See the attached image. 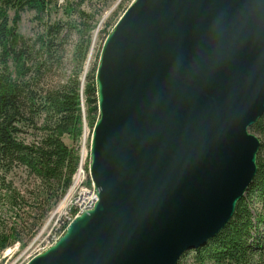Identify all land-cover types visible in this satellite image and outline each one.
<instances>
[{
    "label": "water",
    "instance_id": "water-1",
    "mask_svg": "<svg viewBox=\"0 0 264 264\" xmlns=\"http://www.w3.org/2000/svg\"><path fill=\"white\" fill-rule=\"evenodd\" d=\"M95 81L97 200L26 264H177L257 176L264 0H133Z\"/></svg>",
    "mask_w": 264,
    "mask_h": 264
},
{
    "label": "trees",
    "instance_id": "trees-1",
    "mask_svg": "<svg viewBox=\"0 0 264 264\" xmlns=\"http://www.w3.org/2000/svg\"><path fill=\"white\" fill-rule=\"evenodd\" d=\"M56 6L57 0H0V253L23 241L27 227L32 236L67 190L78 154L63 138L81 135V98L89 127L98 119L96 67L87 73L81 92L76 78L51 89L39 86L43 65L36 53L41 50V58L49 57L53 40L48 35H58L61 25L46 28L37 50L17 29L23 11L41 17ZM77 15L84 17L85 12L78 9ZM249 130L264 135V114ZM257 167L254 182L226 226L177 264H249L264 253V141ZM14 170L26 172L38 185L18 187L11 178ZM35 189L38 193L32 195Z\"/></svg>",
    "mask_w": 264,
    "mask_h": 264
},
{
    "label": "rangeland",
    "instance_id": "rangeland-1",
    "mask_svg": "<svg viewBox=\"0 0 264 264\" xmlns=\"http://www.w3.org/2000/svg\"><path fill=\"white\" fill-rule=\"evenodd\" d=\"M79 1L57 0L56 9L52 10L50 15L36 17L33 11H23L20 15L17 29L29 44L35 43V50L39 47L38 38L45 36L46 28L49 25L53 23L61 25L58 35H48L53 40L49 57L41 58V50L36 53L38 61L43 65L39 86L44 90L62 86L76 78L81 92L87 73L93 68H97L106 35L113 29L133 0H83L77 5ZM78 9L85 12L84 17L77 15ZM85 109L84 101L81 98L83 124L80 137L77 140H72L65 136L63 140L68 146L77 150L78 161L84 149L87 151L85 163L88 169L92 128L87 123ZM252 133L260 141H264V135ZM83 142L84 145H82ZM11 178L20 188L31 189L34 184L38 185L33 178L21 170H14ZM37 193L38 191L35 189L31 194L36 195ZM64 198H66V191L47 213L32 236L29 227H27L21 234L23 241L14 243L0 253V264H26L37 253L56 231L54 221L65 210ZM65 201L68 202V198ZM261 228L264 230V226ZM22 243L24 245H21ZM249 264H264V253L261 256H254Z\"/></svg>",
    "mask_w": 264,
    "mask_h": 264
},
{
    "label": "built area",
    "instance_id": "built-area-1",
    "mask_svg": "<svg viewBox=\"0 0 264 264\" xmlns=\"http://www.w3.org/2000/svg\"><path fill=\"white\" fill-rule=\"evenodd\" d=\"M85 143L83 142L82 145ZM87 151H85L78 161L75 172L71 177V182L66 190V198H64L65 210L59 214L55 219L54 224L56 225L55 233L50 236L45 244L37 251L36 254L42 252L53 244L59 236L65 231L67 225L73 220V218L84 211L91 209L97 200L96 189L91 179L88 169L86 167ZM35 254V255H36Z\"/></svg>",
    "mask_w": 264,
    "mask_h": 264
}]
</instances>
